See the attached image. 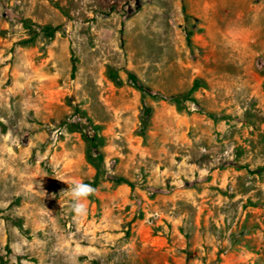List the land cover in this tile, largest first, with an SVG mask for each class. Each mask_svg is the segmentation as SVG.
<instances>
[{
  "label": "rangeland",
  "instance_id": "1",
  "mask_svg": "<svg viewBox=\"0 0 264 264\" xmlns=\"http://www.w3.org/2000/svg\"><path fill=\"white\" fill-rule=\"evenodd\" d=\"M0 264H264V0H0Z\"/></svg>",
  "mask_w": 264,
  "mask_h": 264
},
{
  "label": "clouds",
  "instance_id": "2",
  "mask_svg": "<svg viewBox=\"0 0 264 264\" xmlns=\"http://www.w3.org/2000/svg\"><path fill=\"white\" fill-rule=\"evenodd\" d=\"M96 189L91 184L82 180H74L68 185L66 195L69 197V210L75 217H82L86 214V200L94 194Z\"/></svg>",
  "mask_w": 264,
  "mask_h": 264
},
{
  "label": "trees",
  "instance_id": "3",
  "mask_svg": "<svg viewBox=\"0 0 264 264\" xmlns=\"http://www.w3.org/2000/svg\"><path fill=\"white\" fill-rule=\"evenodd\" d=\"M129 79L131 81H133L135 83L136 86H138V84L135 82V79L132 75L129 76ZM111 182L113 183H121V182H124V180L122 179H119V178H108ZM124 183H127V182H124Z\"/></svg>",
  "mask_w": 264,
  "mask_h": 264
}]
</instances>
